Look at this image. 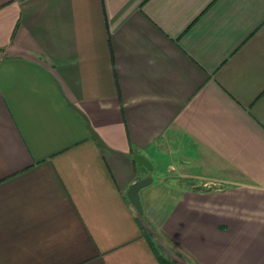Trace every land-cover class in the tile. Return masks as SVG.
Instances as JSON below:
<instances>
[{"label": "crops", "instance_id": "obj_1", "mask_svg": "<svg viewBox=\"0 0 264 264\" xmlns=\"http://www.w3.org/2000/svg\"><path fill=\"white\" fill-rule=\"evenodd\" d=\"M159 255L264 264V0H0V264Z\"/></svg>", "mask_w": 264, "mask_h": 264}, {"label": "water", "instance_id": "obj_2", "mask_svg": "<svg viewBox=\"0 0 264 264\" xmlns=\"http://www.w3.org/2000/svg\"><path fill=\"white\" fill-rule=\"evenodd\" d=\"M132 158L136 163L143 165L146 169L148 170L152 169L150 162L143 156L139 154H133ZM151 181H152V178L150 176H146L141 179L133 181L127 189V192H126L127 200L133 206V208L138 214L142 213L138 191L142 187L147 186Z\"/></svg>", "mask_w": 264, "mask_h": 264}, {"label": "trees", "instance_id": "obj_3", "mask_svg": "<svg viewBox=\"0 0 264 264\" xmlns=\"http://www.w3.org/2000/svg\"><path fill=\"white\" fill-rule=\"evenodd\" d=\"M158 258L161 264H177L175 261L168 257H163L159 255Z\"/></svg>", "mask_w": 264, "mask_h": 264}]
</instances>
